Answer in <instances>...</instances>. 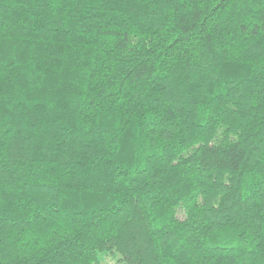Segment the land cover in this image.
I'll list each match as a JSON object with an SVG mask.
<instances>
[{
	"label": "trees",
	"instance_id": "1",
	"mask_svg": "<svg viewBox=\"0 0 264 264\" xmlns=\"http://www.w3.org/2000/svg\"><path fill=\"white\" fill-rule=\"evenodd\" d=\"M264 264V0H0V264Z\"/></svg>",
	"mask_w": 264,
	"mask_h": 264
},
{
	"label": "rangeland",
	"instance_id": "2",
	"mask_svg": "<svg viewBox=\"0 0 264 264\" xmlns=\"http://www.w3.org/2000/svg\"><path fill=\"white\" fill-rule=\"evenodd\" d=\"M100 264H120V263L117 262L116 257H107V258L102 259Z\"/></svg>",
	"mask_w": 264,
	"mask_h": 264
}]
</instances>
